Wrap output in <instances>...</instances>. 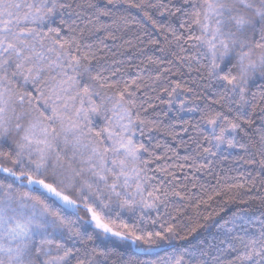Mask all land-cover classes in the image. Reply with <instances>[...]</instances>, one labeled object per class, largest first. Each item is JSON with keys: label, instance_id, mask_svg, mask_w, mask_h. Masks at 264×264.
<instances>
[{"label": "snow or ice", "instance_id": "1", "mask_svg": "<svg viewBox=\"0 0 264 264\" xmlns=\"http://www.w3.org/2000/svg\"><path fill=\"white\" fill-rule=\"evenodd\" d=\"M0 264H264V0H0Z\"/></svg>", "mask_w": 264, "mask_h": 264}]
</instances>
